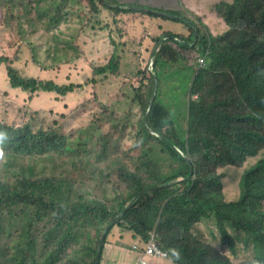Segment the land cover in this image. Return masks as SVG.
<instances>
[{"label": "trees", "instance_id": "1", "mask_svg": "<svg viewBox=\"0 0 264 264\" xmlns=\"http://www.w3.org/2000/svg\"><path fill=\"white\" fill-rule=\"evenodd\" d=\"M153 1L0 0V67L11 86L64 94L90 85L96 94L97 77L123 72L130 81L138 78L135 118L130 109L114 115L106 108L88 141L52 131L48 122L39 128L30 121L0 123L9 137L0 152L47 158L54 166L51 176L19 175L11 187L3 186V195L14 200L7 208L0 201V264H95L105 228L142 191L147 192L109 229L104 245L118 229L137 245L153 236L171 261V250H178L177 264H237L233 259L241 256L252 260L238 264H264V0H215L209 10L224 28L217 36L187 8L160 9ZM144 9L170 13L171 20H160L182 23L188 31L164 33L179 42L160 45L152 74L147 65L140 68L139 51L130 57L128 34L114 17H157ZM86 25L92 31L105 25L114 54L107 64L90 65L83 83L23 78L13 68L16 59L41 51L36 43L31 49L33 38L45 42L53 61L74 62ZM160 38L152 39L154 45ZM152 50L147 42L149 56ZM170 70L191 73L187 118L179 130L161 100L173 79ZM155 78L156 95L143 121ZM107 97L106 102L113 98ZM233 171L241 172L236 188L227 185ZM15 203L22 205L18 214L11 208Z\"/></svg>", "mask_w": 264, "mask_h": 264}, {"label": "rangeland", "instance_id": "2", "mask_svg": "<svg viewBox=\"0 0 264 264\" xmlns=\"http://www.w3.org/2000/svg\"><path fill=\"white\" fill-rule=\"evenodd\" d=\"M129 1V0H126ZM176 2H164V9L169 10H183L187 8L190 12L188 15L192 16V13L205 16V25L211 30L214 36L221 35L222 23L219 18H216L214 14L209 10L210 3L214 4L215 0H208L206 3H197L196 0H174ZM188 3V4H185ZM76 7V6H75ZM182 14V13H181ZM116 21H120L122 30H125L128 34L127 40L131 43L129 55L133 51L138 49L139 39L143 37L140 43L144 40L159 37L161 33H158L156 27L162 26L164 31H168L176 35H188V31L182 23H171L163 20L156 22L157 26L154 29L145 31L143 33H133L135 28L147 26L148 22L146 16L140 14L132 15H116ZM97 20H101V16L97 17ZM111 22V21H108ZM113 21V25H114ZM115 26V25H114ZM76 27V25H73ZM105 25L97 26L95 31H92L88 26H84L83 32L77 37V53L78 59L74 62L65 64L62 59L61 62L53 61V55L47 52L46 44L43 41H38L35 38L31 40V49L33 45L39 46L41 51L38 53L27 54L24 57H20L15 60L13 68L18 69L20 75L23 78H30L40 81L52 80L56 82H78L83 83L88 77L90 72V65L99 66L104 65L112 59L113 47L111 39L108 37V31L104 30ZM152 27V24L149 25ZM65 31V28L61 29ZM150 34V36H149ZM149 36V37H148ZM113 38L120 42L117 35H113ZM74 40L71 44L74 45ZM153 44L151 43V46ZM149 51V47L146 49ZM1 56V51H0ZM150 56L146 51H142V65L139 64L140 68L144 69L145 66L149 65ZM51 68V69H50ZM149 68V66H148ZM89 69V71H88ZM171 71V70H170ZM122 73L118 78L109 76L103 80V77H97V91L96 94H91V89L88 85L83 86L81 90H74L65 93L64 97L60 98L54 94L48 92L35 93L32 95V99L28 100V106L32 112H37L39 115H31V121L29 122L32 126L39 128L41 125L45 126L47 121L52 123L55 119H58L62 114L64 115V127L62 132L65 135H69L71 131H78L79 129L89 128L90 125L95 121H91L88 117L89 114L96 115L99 119L101 114L106 108H113L114 115H124L128 113V109L131 110L130 117L134 119L137 115L136 102L133 99L134 88L137 86V79L130 81L127 76ZM169 76H173V79L168 81V84L163 89H168L161 98L163 104L170 108L171 113L174 115L173 123L176 129L179 130L184 124V118H187V102H188V79L191 77L190 74H179L171 71ZM5 83L1 82L0 79V123L2 125H10L13 121H22L24 114L18 115L14 112L5 116V110L12 107L13 102L16 104L27 102L28 93H23L21 89L9 88L8 95H1L4 89ZM169 86V87H168ZM162 89V90H163ZM161 90V91H162ZM111 95L113 98L107 101V96ZM101 102H105L103 105ZM15 105V104H13ZM86 107L85 112L79 110ZM102 117V116H101ZM105 117V115H103ZM26 117L25 119H27ZM54 174V166L51 160L39 161L35 159H24L15 156H2L0 160V179L5 180L8 177L23 175L26 177H42L51 176ZM232 177L229 176L227 185L236 186L241 177V172H231ZM234 191V190H233ZM234 192L229 191V198L234 197ZM130 235L126 232H121L115 229L111 235L107 237V241L111 239L118 243L114 248L108 246L111 249L109 255H116V258L120 255H131L134 259L137 257L131 252L132 242H128ZM97 252V251H96ZM140 257V255H139ZM138 257V258H139ZM247 260H252V256H241L238 260L233 259L234 263H247ZM107 264H119L116 261ZM153 264H172V261L167 258L164 260L154 261Z\"/></svg>", "mask_w": 264, "mask_h": 264}, {"label": "clouds", "instance_id": "3", "mask_svg": "<svg viewBox=\"0 0 264 264\" xmlns=\"http://www.w3.org/2000/svg\"><path fill=\"white\" fill-rule=\"evenodd\" d=\"M164 2H172V3H174V2H176V1H174V0H154L153 1V7H156V8H160V9H164V6H163V4H164ZM196 2L197 3H206L207 4V2H208V0H196ZM185 4H188V3H185ZM210 7H213V4H211L210 3ZM125 8H129V9H132V10H142V8H137V7H130V6H128V7H125ZM145 10V9H144ZM165 10H169V9H165ZM145 11H147V12H152V13H154V15L155 14H157L156 16L157 17H155L154 18V20H152L151 21V23L150 24H152V27L150 28H148V24H147V26H144V27H142V26H140V27H137V28H135V30H134V32L133 33H135V34H137V33H143V29H145V31H149L150 32V30L151 29H154V27H156L157 26V24H156V22L158 23V21L160 20V17H164V18H169V20H171V18H173V16H171V14L170 13H165V12H156V11H150V10H145ZM192 12V11H191ZM191 12H190V14H191ZM133 14H138V13H133ZM124 15H132V14H124ZM194 15H195V17L196 18H198V20L201 22V23H204L205 24V16L203 15V16H201V15H197V14H195L194 13ZM143 16H146V15H143ZM190 16V15H189ZM174 18H177L176 16H174ZM115 20H116V17H115ZM168 22V21H167ZM117 23H118V27H121L120 26V21L119 20H117ZM221 23H222V21H221ZM222 27H223V23H222ZM148 28V29H147ZM162 28H164L163 27V25L162 26H158V28L156 27V30L157 29H159V30H157L158 31V33H161L160 34V36L159 37H161L160 38V41L162 40V39H164V38H166V39H164L163 40V42L161 43V44H163L165 41H167V40H172V41H174V42H179V41H177L176 39H171V38H169L167 35H164V33H170V32H168V31H164ZM224 32V28H222V31L220 32V33H223ZM219 33H217V35H218ZM174 35H176V34H174ZM179 35H181V34H179ZM149 36H150V34H149ZM148 36V37H149ZM157 38H158V36H157ZM152 39L153 38H151V37H149V41L148 40H144V42L141 44V47L139 48V49H137L136 51H133V52H135V53H137L138 51H139V53H140V57H141V64L143 63V61H142V51H144L145 50V48H146V46H147V42H150V44L152 43L153 45H152V47H153V50H152V52H151V55H150V59H149V68H148V72H150L151 74H152V71H153V64H152V60H153V58H154V55L157 53V51H158V49H159V47H160V45H159V47H158V49L155 51V53L153 54V51H154V49H155V47L160 43V41L156 44V45H154V42H152ZM154 39H156V38H154ZM123 72H121V74H122ZM125 74V73H124ZM126 75V74H125ZM109 76H113V77H115V78H118L119 76H114V75H112V74H107V75H105V76H101V77H103V80L104 79H106V78H108ZM127 76V75H126ZM126 76H125V78H126ZM0 79H1V82L2 83H5V86H4V89L2 90V92H1V95H8V93L6 92V91H8V89L9 88H12V89H20V88H18V87H14V86H11L8 82H7V79H6V77H5V74H4V69L2 68V67H0ZM59 83V82H58ZM61 83H65V82H61ZM78 83V82H77ZM89 87H90V89H91V94H93L92 93V88H91V86L90 85H88ZM155 88V87H154ZM82 88H80V89H78V90H81ZM21 91L23 92V93H28L29 95H28V98H27V102H25V103H19V104H16L15 102H13V103H11L12 104V107H10V108H8L7 110H5V116H7V115H9V114H12V112H14V113H16V114H18V115H21L22 116V114H24L23 116H22V118H23V120L22 121H13L12 123H14V124H21V123H24V122H29V121H31V115H39L37 112H32V110L29 108V106H28V100H30V99H32V95L33 94H35V93H41V92H48L49 94H54V95H56V96H58L59 98H60V96H62V97H64V95H65V93H67V92H70V91H74V90H70V91H67V92H65L64 94H60V93H58V92H54V91H52V90H47V89H43V88H37V89H28V90H22L21 89ZM153 94V93H152ZM155 95H156V92H155ZM152 96V95H151ZM155 97V96H154ZM151 98V97H150ZM13 104H15V105H13ZM148 107V106H147ZM85 110H87L86 109V107H83V108H81L80 110H79V113L80 112H85ZM147 110V109H146ZM146 114V113H145ZM13 115V114H12ZM26 117H28L27 119H25ZM61 117H63V119L61 118ZM88 117H89V119H90V122L91 121H96L97 120V118H96V115H92V114H89L88 115ZM64 115L62 114L58 119H55L52 123H50V122H48L49 124H50V126H52V127H54V129H50V130H52V131H55V132H58L59 134H63V135H65L63 132H62V129H63V127H64ZM145 119H146V117H145ZM143 121H144V119H143ZM11 123V124H12ZM10 124V125H11ZM7 126H9V125H7ZM46 129V128H45ZM73 133H75L77 136H83L84 138H86V140L88 141V140H90L91 138H92V136L93 135H95L96 134V125H95V122L94 123H92L91 125H90V130H89V128H84V129H79L78 131H71V133L69 134V135H71V134H73ZM154 134V133H153ZM68 135V136H69ZM8 139H9V137H8V134L6 133V132H3V131H0V146H3L4 144H6L7 143V141H8ZM161 139H163V138H161ZM163 140H165V139H163ZM169 144V143H168ZM170 145V144H169ZM171 147H173L174 149H176L179 153H181V151L178 149V148H176L174 145H170ZM182 155V154H181ZM2 156H11V155H9V154H6L5 152H0V160H1V157ZM183 157H185V156H183ZM22 158V157H21ZM24 159H35V160H39V161H47V160H49V159H47V158H39V159H37V158H24ZM189 160V159H188ZM19 177V175L18 176H12V177H8L7 179H5V180H1L0 179V201L1 202H3L4 203V205H5V208H7V207H10V205H11V202L14 200V198H13V196L12 195H9V197H6L7 195L5 194V195H3V191H4V185H10V187L12 186V184H13V182L16 180V178H18ZM132 201V200H131ZM12 208V210L14 211V214H18L19 212H21L22 211V205H20V203H15V205L14 206H12L11 207ZM120 215V214H119ZM118 215V216H119ZM115 220V219H114ZM108 227V226H107ZM106 227V228H107ZM109 231V230H108ZM108 233V232H107ZM103 234V233H102ZM107 235V234H106ZM105 240H106V237H105ZM108 240V239H107ZM100 241V240H99ZM129 243L130 242H132L131 240H130V238H129V240H127ZM150 241H153V243H154V245L155 246H157V243H155V240H154V237L153 236H150V239L148 240V242L146 243V244H143V245H137V244H134V242H132V244H131V252H133V254L134 255H145V249H146V246L149 244V242ZM104 243H105V241H104ZM112 243H114L115 244V247L117 246L116 244L118 243V241H116V242H114L112 239H111V241H106V244L105 245H103V247H102V250H101V254L100 255H103V252L105 251V249H106V247L109 245V244H112ZM98 247V246H97ZM157 248L161 251V252H163L158 246H157ZM97 251V250H96ZM164 254H166V256H168L167 255V253H165V252H163ZM171 253H172V257H173V261H172V264H177V262L181 259V256H180V253H179V251L178 250H171ZM96 255V254H95Z\"/></svg>", "mask_w": 264, "mask_h": 264}, {"label": "water", "instance_id": "4", "mask_svg": "<svg viewBox=\"0 0 264 264\" xmlns=\"http://www.w3.org/2000/svg\"><path fill=\"white\" fill-rule=\"evenodd\" d=\"M164 39H166V38H164ZM164 39H162L161 41H160V43L155 47V49H154V51H153V54L155 53V51L158 49V47H159V45L163 42V40ZM155 92H156V78H155V88H154V91H153V94H152V96H151V98H150V101H149V104H148V107H147V110H146V114H145V117H147L148 116V114H149V112H150V108H151V105H152V103H153V100H154V96H155ZM145 117H144V121H145ZM163 140V139H162ZM164 141H166V140H164ZM187 161H189L188 160V158L186 157L185 158ZM164 186H168V184H166V185H161V186H156V187H153V188H151V189H149L148 191H151V190H155V189H161L162 187H164ZM145 192H147V191H142V192H140V193H138L133 199H132V201L129 203V205L126 207V209L119 215V216H117L116 218H115V220L113 221V223L111 224V225H109L107 228H105V230H104V232H103V234H102V236H101V238H100V241H99V243H98V247H97V252H96V255H95V264H99V260H100V257H101V250H102V247H103V245H104V241H105V237H106V234H107V232H108V230L109 229H111L125 214H126V211H128V209L133 205V202H135L137 199H138V197H140L142 194H144Z\"/></svg>", "mask_w": 264, "mask_h": 264}, {"label": "crops", "instance_id": "5", "mask_svg": "<svg viewBox=\"0 0 264 264\" xmlns=\"http://www.w3.org/2000/svg\"><path fill=\"white\" fill-rule=\"evenodd\" d=\"M108 246L113 247V251H114V248H115L114 243L109 244ZM107 247H106L105 251L103 252V255H101L100 264H107V263H111L113 261H116L119 264H135L138 257H139V255H135L137 258L134 259V256H131V255H120V257L116 258V255H109V253H111L112 250L107 248ZM154 261L159 262L160 260L152 258V259H150L149 264H153Z\"/></svg>", "mask_w": 264, "mask_h": 264}, {"label": "built area", "instance_id": "6", "mask_svg": "<svg viewBox=\"0 0 264 264\" xmlns=\"http://www.w3.org/2000/svg\"><path fill=\"white\" fill-rule=\"evenodd\" d=\"M145 255H140L135 264H149L150 259L164 260L169 256H166L163 252H161L157 246L154 245L153 241H150L146 246Z\"/></svg>", "mask_w": 264, "mask_h": 264}]
</instances>
